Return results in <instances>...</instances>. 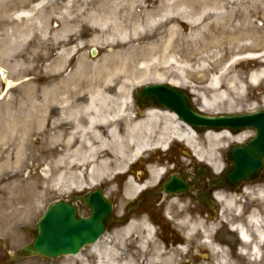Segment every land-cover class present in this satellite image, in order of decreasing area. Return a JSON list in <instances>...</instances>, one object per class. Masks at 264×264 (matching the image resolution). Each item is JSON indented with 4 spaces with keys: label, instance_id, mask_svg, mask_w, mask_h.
Instances as JSON below:
<instances>
[{
    "label": "rangeland",
    "instance_id": "obj_1",
    "mask_svg": "<svg viewBox=\"0 0 264 264\" xmlns=\"http://www.w3.org/2000/svg\"><path fill=\"white\" fill-rule=\"evenodd\" d=\"M144 1L0 0V68L4 70L7 76L5 81L0 75V95L2 94L0 99V264H70L68 262L73 259L72 257L45 262L33 258L18 263L12 262L10 257L23 246L31 243L32 237L27 231L36 226L49 205L56 201L68 199L94 188H101L108 199H112L115 195L121 198L120 209L124 202L128 201L123 196L126 188V177L118 176L112 183H100L98 186L89 184L85 179L84 186L80 187L79 178H76L75 162L66 165L64 172L58 159L64 155V150L68 151V148L63 133L57 127L64 125L66 132L71 131L74 124L60 120L63 117L61 109L65 106L61 103L67 101L68 106H77L81 101L77 98V102H75L72 94L78 91L79 84L89 83L91 76L96 80L100 76V73H90L91 76L81 73L79 67L82 59L85 58L88 63L93 65H102L105 57H110L117 50L113 48L115 45H130L126 35L106 34L98 37L97 34H101V30L114 28L113 25L117 23V18L126 15L127 12L134 11L140 14L142 13L140 10L146 11L148 3ZM175 2L176 0H164L163 3L172 4ZM179 2L182 5L184 0H179ZM255 4L257 5L255 6ZM244 5H247L248 10L252 12L250 25L258 33L256 35L258 46L253 52L243 51V48L238 44L240 39L236 35H228L222 50L212 48L205 55L201 53L205 52L203 45L206 40H202L200 37L185 39L191 33L190 27L184 28V36L174 37V39L185 40L184 46L187 50L188 48L201 50L199 56L206 58V61L201 65L203 69H206V73L201 75L197 73V78L188 81V87L184 88L191 92L192 87H196L199 96L200 94L212 95L208 89L210 78L218 76L227 66L234 63L235 58H241L230 67L226 76L231 78L237 75L238 79L245 85V92L234 96L233 99L237 101V104H234L233 108L228 104H221L218 107L215 106V109L208 110L207 114L211 116L243 114L264 109V81H261L257 87L251 85L250 81L248 82V77L257 71V67L264 69V64H262L264 58L261 60L246 58L249 54H255L259 57L264 55V0H252V3L250 0H240L236 4L229 0L226 2L227 7H236L237 11L241 12ZM107 10H111L112 16L101 19L99 15H104ZM166 11L171 17H175V20L178 19V11ZM168 28L170 26L165 24L157 31L155 30L153 34H149L150 38H146L143 44L160 38ZM143 37L145 36L143 35ZM214 39L215 36L210 38L208 43L211 44ZM92 41L96 44L94 45ZM242 41L243 44L249 43V40ZM77 47L79 48L72 57L63 55L64 50H73ZM96 49L97 54L94 56L92 52ZM218 54L220 57L217 56ZM63 58L65 59V66H62L61 63ZM196 59L199 60L197 56ZM193 63L199 67L198 61ZM175 67L173 66V71ZM111 70L114 74L107 73L105 75L108 83L117 86L125 81L123 72L118 73L117 76V68ZM174 76V73L168 75L169 78ZM63 80L67 82L65 86L60 85ZM106 81H103L105 85H107ZM150 84L159 83L149 82L148 84L135 85L130 82L126 85L134 103L133 109L139 108V112H144V109L136 103L134 92L139 87ZM107 88H111L112 94H115L114 87L107 85L105 89ZM192 98L194 105L198 108L201 107L198 95L192 93ZM85 117L82 113L79 115V119L83 123ZM46 122L54 126L52 131H45L43 125ZM46 133L53 135L54 138L49 144H46V141L50 136H47ZM244 133L245 140L254 136L252 131ZM233 135L234 137L237 136L236 134ZM201 137L203 140V135ZM202 142L204 143V141ZM232 144L235 143L229 140L222 141L218 151L222 164H225V152ZM147 156L151 157V160H143L135 166L136 176L140 173L143 179L147 177L145 165L149 162L158 163L157 161H159L167 167L171 166V162L175 160L177 164L184 167L200 165L192 150L178 142L171 145L167 153L161 151L151 155L147 154ZM63 173L66 176L63 177ZM251 187V192L247 195L226 197L227 200L235 199L237 206L242 210L241 214L234 210H226V208L222 213L223 203L220 205V208L222 207L220 213H211L214 220L213 233L219 231L213 235V241H217L221 245V251H226L230 247L235 251L232 257L226 252L230 264H264L263 260L253 261L254 259L250 257V247L243 245L237 235L228 229L223 230V227L227 228L224 226L225 222L228 223L229 227L240 223L246 225L247 217L253 211L258 212L261 221H264V202L258 197L260 191H264V177L259 183ZM40 196L43 200L37 203L36 198ZM29 197L33 198L35 204L37 203L32 211L28 208ZM193 205L195 209L190 210V206ZM193 205H175L172 207L174 211L170 217L165 219L173 226L172 231L175 233L173 244L166 246L169 247L166 248L167 252L175 248L176 240L181 241L180 234L182 235V232L178 222L182 215L196 212V208L199 207ZM21 209L22 211H20ZM82 214L86 216L87 212ZM220 227L222 228L220 229ZM105 238L112 240L111 235L108 234ZM154 239L157 241L156 237ZM189 247L191 248L189 262L192 263L187 262L181 254L182 256H177L176 262L174 260V264H181L184 260L183 264H220L224 257L223 254L217 255L208 251V248H200L206 256L205 258L203 256L198 258L196 255V258L191 255L193 248L196 249L195 245L191 244ZM240 247L244 248V256L239 255ZM86 258L88 264H96V257L92 253L88 254ZM75 264H80V261L77 260Z\"/></svg>",
    "mask_w": 264,
    "mask_h": 264
},
{
    "label": "bare ground",
    "instance_id": "obj_2",
    "mask_svg": "<svg viewBox=\"0 0 264 264\" xmlns=\"http://www.w3.org/2000/svg\"><path fill=\"white\" fill-rule=\"evenodd\" d=\"M229 1L236 4L240 0ZM144 2L148 3L146 11L140 10L142 12L140 14L134 11L127 12L126 15L117 18V23L113 25L114 28L101 30V34L96 33L98 37L106 34L126 35L130 45H115L113 48L117 50L110 57H105L102 65H93L88 63L85 58L82 59L79 67L80 72L88 76H91L90 73H100L98 77L100 80L91 76L89 83L79 84L78 91L72 94L75 102H77V98L81 101L77 106H68L67 101L61 103L65 106L61 109L63 117L60 120L73 123L74 126L69 132H66L64 125L57 127L63 133L68 148V151L64 150V155L58 159L64 172L66 165L75 162L76 178H79L80 187L84 186L85 179L89 184L98 186L100 183H112L118 176L126 177V188L123 195L129 199L138 197L147 188L156 187L165 176L167 169L161 162H158L149 163L147 177L144 179L140 173L134 177L135 166L143 160H151L147 154L167 152L170 145L178 141L183 142L192 150L199 162L209 165L216 173H219L223 169V164L218 156L222 141L242 142L245 140V133L234 137L227 131H208L203 135L202 140L200 134L169 109L151 107L144 112H139V108H136L137 112L133 109L134 103L126 85L130 82L135 85L152 82L186 88L188 81L197 78V73L200 75L206 73V69L201 67L202 63L206 61L205 57L199 56L201 50L193 48L187 50L184 46L185 40L174 39L175 36L183 35L185 27H190L191 32L185 39L200 37L202 40H206L203 45L205 52L201 53L203 55L212 48L222 50L228 35L238 36L240 39L238 44L243 48V51L253 52L258 46L256 44L258 33L250 25L252 12L248 10L247 5L243 6L241 12L237 11L236 7H227V0H184L182 5L179 0L172 4L163 3L164 0H145ZM166 10L178 11V19L175 20V17H171L166 13ZM111 16V10H107L104 15H99L101 19ZM165 24L170 28L163 32L160 38L143 44L146 38H150L149 34H153L155 30L157 31ZM213 36L216 40L214 39L211 44L208 43V40ZM242 40H249V43L243 44ZM92 43L96 44L93 41ZM78 48L64 50L63 55L72 57ZM95 51L97 53V49ZM196 56L199 60L196 59ZM217 56L220 57V54ZM247 58L261 60L264 55L259 57L249 54ZM236 60L235 58L233 64L227 66L218 76L210 80L208 89L212 95L200 94L199 96L197 88L192 87L191 93L198 95L202 112L215 109V106L218 107L221 104H228L233 108V105L237 104V101L233 99L234 96L245 92V85L237 75L231 78L226 76L230 67L236 64ZM194 61H198L199 67L193 63ZM61 63L62 66L66 65L64 58ZM173 66L178 67H175L173 71ZM112 68H117V76L118 73L123 72L125 85L123 82L114 86L106 81L105 75L113 73ZM261 68L263 67H257V71L250 76V81L254 86H259L264 78V69ZM170 73H174L175 76L169 78ZM0 75L5 81L7 80L4 70L1 68ZM102 79L106 81L107 85L115 88V94H112L111 88L105 89L107 85ZM66 84V80L60 83L61 86ZM81 113L86 116L84 123L79 119ZM43 127L45 131H52L54 128L47 122ZM46 135L50 136L46 141V144H49L54 138L48 133ZM72 156L74 158H71ZM62 176L64 177L66 174L63 173ZM224 197L218 198V202L224 204L222 213L226 208V210H234L241 214L242 210L237 206L235 199L227 200V196L224 195ZM258 197L264 202L263 190L260 191ZM36 199L37 203L43 200L41 196ZM27 202L30 211L33 210L34 205H37L32 197H29ZM260 217L258 212L253 211L247 217L246 228L235 226L238 227L237 232H239L243 243L250 247V257L255 262L264 261V221H261ZM179 225L185 229L183 235L186 241L185 245L176 246L169 252L153 240V228L143 221H132L120 231L122 236H131L132 244L137 251L136 254L125 259L120 258L118 249L123 246H119L123 242L119 236L112 240L103 237L87 250L96 257V264H174L177 256L185 254L189 246L195 242L197 247L200 245L203 248H209L211 230L207 229L203 215L185 216ZM211 250L217 255L223 254L224 257L220 264H230L225 250L221 251L212 242ZM72 258L67 262L75 264L78 260L80 264H88L84 252Z\"/></svg>",
    "mask_w": 264,
    "mask_h": 264
},
{
    "label": "water",
    "instance_id": "obj_3",
    "mask_svg": "<svg viewBox=\"0 0 264 264\" xmlns=\"http://www.w3.org/2000/svg\"><path fill=\"white\" fill-rule=\"evenodd\" d=\"M95 54V52H94ZM135 98L142 107L157 106L175 112L181 120L199 132L230 130L239 133L252 129L255 137L243 145H234L227 152L230 164L227 172L214 181L218 186L236 189L243 182L259 181L264 170V110L248 114L207 116L193 105L189 94L166 84H155L139 88ZM187 189L182 180L173 178L166 185L167 193ZM82 201L90 212L89 218L79 216L70 199L58 201L49 206L35 229L32 244L23 247L13 255L12 261L19 262L31 257L57 259L77 255L87 245L95 244L105 233L112 217V204L103 192L95 189L86 196L76 198Z\"/></svg>",
    "mask_w": 264,
    "mask_h": 264
},
{
    "label": "flooded vegetation",
    "instance_id": "obj_4",
    "mask_svg": "<svg viewBox=\"0 0 264 264\" xmlns=\"http://www.w3.org/2000/svg\"><path fill=\"white\" fill-rule=\"evenodd\" d=\"M173 176L185 180V182L189 185V191L187 193H182L180 195H167L162 189L163 184L161 183L159 186L147 190L136 199L126 201L121 209L119 208V197L115 196L111 200L113 209L112 223L108 227L107 233L114 239L119 236V239L124 240V246L120 249L113 245L118 249L120 258L125 259L130 256L131 253H137L136 250L130 247H134L132 241L123 238L122 234H120V231L132 221H143L150 224L152 228L156 230L158 229L161 232L158 237V241L164 244L167 238L170 245L173 244L175 235L171 230V224L166 222L164 218H166V215L171 212V204L173 202L184 203L190 201L192 203L204 205L202 200L206 199L209 202V206H207L208 209L214 210L217 208V197L219 194H222L223 190L212 184L211 178L213 175L210 171L205 168H192L184 170L178 167L177 169L171 171L166 178ZM78 207L80 212L83 213L86 211L85 207L81 203L78 204ZM88 216H90V213ZM120 245L121 244H119V246ZM87 249L88 247L82 251L84 252L85 257L90 254V251ZM233 254L234 253H231L230 256L232 257Z\"/></svg>",
    "mask_w": 264,
    "mask_h": 264
}]
</instances>
